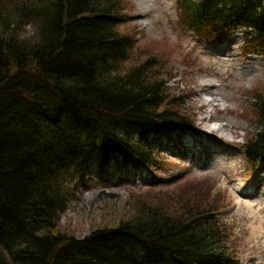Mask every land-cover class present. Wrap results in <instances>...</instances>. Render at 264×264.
Wrapping results in <instances>:
<instances>
[{
	"label": "trees",
	"instance_id": "trees-1",
	"mask_svg": "<svg viewBox=\"0 0 264 264\" xmlns=\"http://www.w3.org/2000/svg\"><path fill=\"white\" fill-rule=\"evenodd\" d=\"M126 9L125 0H0V264L237 262L187 183L136 200L112 226L105 215L83 238L61 227L90 163L102 174L114 163L154 170L159 142L193 128L185 95L163 76L170 53L121 31ZM179 11L195 35L243 29L264 49V0H180ZM252 97L259 128L245 147L259 158L264 89Z\"/></svg>",
	"mask_w": 264,
	"mask_h": 264
},
{
	"label": "rangeland",
	"instance_id": "rangeland-1",
	"mask_svg": "<svg viewBox=\"0 0 264 264\" xmlns=\"http://www.w3.org/2000/svg\"><path fill=\"white\" fill-rule=\"evenodd\" d=\"M125 1L129 9L120 30L129 32L140 47L154 41V46L170 53L164 79L172 94H187L184 109L199 134L183 136L178 143L187 157L174 149L175 142L164 140L160 146L166 154L158 156L163 166L154 172L140 168L143 174H138L114 163L102 174L97 161L90 163L61 227L83 238L104 225L105 215L115 218L112 226L123 210L134 213L130 205L136 200L150 194L162 198L180 194L187 183L190 191L195 189L192 202L214 210L239 264H264V160L254 166L243 149L259 128L252 96L264 89V50L246 47L241 33L220 41L221 49L228 50L204 49L181 25L180 0ZM210 38L219 41L213 35ZM203 88L218 105L204 103L211 98L201 96ZM260 187L256 198L255 193L248 198L246 193Z\"/></svg>",
	"mask_w": 264,
	"mask_h": 264
},
{
	"label": "bare ground",
	"instance_id": "bare-ground-1",
	"mask_svg": "<svg viewBox=\"0 0 264 264\" xmlns=\"http://www.w3.org/2000/svg\"><path fill=\"white\" fill-rule=\"evenodd\" d=\"M203 87H206V86H203ZM203 89H205V88H203ZM214 101H217V100L215 99ZM217 130H220V129H217Z\"/></svg>",
	"mask_w": 264,
	"mask_h": 264
}]
</instances>
